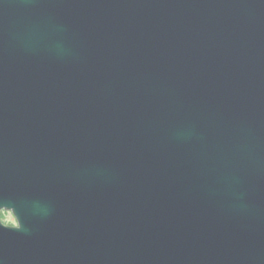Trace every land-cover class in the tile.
I'll return each instance as SVG.
<instances>
[{
	"label": "water",
	"instance_id": "95a60500",
	"mask_svg": "<svg viewBox=\"0 0 264 264\" xmlns=\"http://www.w3.org/2000/svg\"><path fill=\"white\" fill-rule=\"evenodd\" d=\"M0 264H264V0H0Z\"/></svg>",
	"mask_w": 264,
	"mask_h": 264
},
{
	"label": "rangeland",
	"instance_id": "374dc122",
	"mask_svg": "<svg viewBox=\"0 0 264 264\" xmlns=\"http://www.w3.org/2000/svg\"><path fill=\"white\" fill-rule=\"evenodd\" d=\"M1 218H2L3 222H5L6 224L11 225V224H15L16 223L15 217L9 211L3 212L1 214Z\"/></svg>",
	"mask_w": 264,
	"mask_h": 264
}]
</instances>
